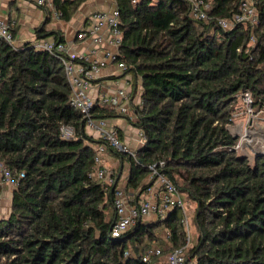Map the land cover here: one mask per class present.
I'll use <instances>...</instances> for the list:
<instances>
[{
  "label": "trees",
  "instance_id": "1",
  "mask_svg": "<svg viewBox=\"0 0 264 264\" xmlns=\"http://www.w3.org/2000/svg\"><path fill=\"white\" fill-rule=\"evenodd\" d=\"M86 1L51 3L68 22ZM113 1L122 32L118 61L141 86L128 123L143 142L134 158L108 150L128 164L127 187L142 194L154 182L143 183L149 166L163 163L159 173L195 205L196 239L185 264H264V155L250 162L227 129L240 92H250L254 109L264 107V0H253L257 26L229 29L218 21L239 13L242 0H203L207 22L192 19L185 0ZM40 8L45 21L34 29L36 40L65 42L59 31H46L50 12ZM70 94L54 53L0 40V164L15 184L9 216L0 220V264H154L158 257H142L163 245L165 233L167 253L183 246L181 214L173 209L112 236L118 181L113 176L106 188L91 178L99 140L87 135ZM120 116L110 107L93 112ZM63 127L73 137L63 138Z\"/></svg>",
  "mask_w": 264,
  "mask_h": 264
},
{
  "label": "built area",
  "instance_id": "2",
  "mask_svg": "<svg viewBox=\"0 0 264 264\" xmlns=\"http://www.w3.org/2000/svg\"><path fill=\"white\" fill-rule=\"evenodd\" d=\"M136 1L137 0H131L133 4H135ZM185 1L190 6L189 16L192 19L202 22L208 21L209 16L207 11L210 9L209 4L203 0ZM35 5L39 8H46L49 10L52 17L60 19L61 14L54 9L51 0H35ZM257 18V10L253 0H242L239 6V13L235 14L229 20H219L218 23L224 29H229L236 23L254 27L258 25ZM13 25L14 21L5 22L0 20V40L15 46L12 29ZM101 26H105L108 30L109 39L107 44L113 48V52L109 49H94L86 55L78 54L72 51L65 42L56 43L54 41H43V43L35 47L39 50L54 53L61 63L71 91L70 105L86 119V127L94 129L97 139L99 140V144L94 147L93 170L90 176L93 180L104 183L107 188L113 183L112 176L105 166L104 158L107 149L111 148L133 158L135 157L136 149H131L120 140L118 130L110 126L107 119L93 117V112L97 106L113 108L118 114L126 113L127 108L123 106V103L130 100L129 93L125 91L124 87L115 88L111 93H108L97 101L90 95L93 81L98 78L100 71L109 63H114L116 69L119 71L126 68L124 61H118L120 57L119 48L122 40V32L119 29V13L116 8L109 13L97 12L92 15V25L88 33L95 37V41L98 44L102 42V39L97 36V30ZM81 35L86 36V33H82ZM254 42L255 38L251 36L249 44H253ZM238 98L240 107H237L236 111L233 113V121L235 118L242 115L246 118V124H249V127L244 128L242 125L236 126L232 122V124L227 126V129L232 136H237L234 150L238 153L241 152L243 156L245 155V157H247V149L252 146L251 140L248 139L249 137L247 134L251 132L250 130L252 128L250 126L256 115L253 107V98L250 92H240ZM234 129H236L237 132H235ZM254 130L255 129H252V131ZM136 131L137 137L142 143L143 135L139 130ZM61 135L63 138H71L74 135V131L72 128L63 127L61 129ZM256 155H264V148L260 152H257ZM159 166H163V163L149 166L150 179H154V185L157 189L155 200L143 198L130 205L127 203L124 190L115 187L113 207L116 219L111 230L112 236H119L124 231L133 227L139 220H145L148 217L164 219L169 211L178 209L181 214L180 224L185 234L184 244L167 253L164 257L163 264H185V253L191 246L190 220L186 213L187 203L177 187L166 176L159 173ZM0 173L2 179L13 182L11 171L2 164H0ZM19 175L23 177L22 174ZM163 253L164 250L162 248L151 249L142 257V261L147 262L151 257L159 258Z\"/></svg>",
  "mask_w": 264,
  "mask_h": 264
},
{
  "label": "crops",
  "instance_id": "3",
  "mask_svg": "<svg viewBox=\"0 0 264 264\" xmlns=\"http://www.w3.org/2000/svg\"><path fill=\"white\" fill-rule=\"evenodd\" d=\"M87 4H90L89 7H87ZM114 8L115 2L113 0H88L80 5L68 22H64L61 19H55L52 15H50V21L45 26V29L46 31H59L62 34L65 43L72 51L78 54L86 55L94 49H109L113 52V48L107 44L109 34L105 26H101L97 30V36L102 39L100 44L96 43L95 37L90 35L88 30L92 25V15L94 13H109ZM0 20L5 22L14 21L12 29L15 33V46H21L27 42H31L34 46H36L43 43V41H53L51 37L41 40H36L35 38L34 29L43 24L45 21V14L41 8L35 5V0H0ZM82 33H86V36H82ZM120 77L121 72L116 69L115 64L109 63L100 71L98 78L93 81V86L90 90L91 97L97 101L108 93H111L115 88L124 87L125 91L129 93L131 98L132 85L130 80L127 77ZM137 94L139 95L137 98L138 100L133 99V103L138 104L141 95L140 85ZM128 102L123 103V106L127 108ZM107 120L110 126L119 130L122 142L128 147L131 149H137L141 145V141H139L137 137L136 128L131 125H127L125 121L119 117ZM92 135L95 136V134ZM108 150L109 148L107 149V153L104 158L105 166L107 170H110L112 167L110 174L112 177L116 175V180L118 181V185L116 187L124 190L127 203L131 205L143 198L155 200L157 196V189L154 182L148 188L149 190H146L147 192L145 191L142 194L134 192L132 188L127 187V179L130 172L128 164L121 163L118 159L111 156L108 153ZM112 170L115 173H113ZM149 182V176H147L143 180V183L147 184ZM14 190V183L9 180L2 179L0 173V220H4L9 216ZM184 198L185 202H187L188 199L186 197Z\"/></svg>",
  "mask_w": 264,
  "mask_h": 264
},
{
  "label": "rangeland",
  "instance_id": "4",
  "mask_svg": "<svg viewBox=\"0 0 264 264\" xmlns=\"http://www.w3.org/2000/svg\"><path fill=\"white\" fill-rule=\"evenodd\" d=\"M87 5H88L87 7H89L90 4H87ZM119 72H121L120 78H126L127 77L130 80V83L132 85L133 92L131 90V96L132 97L130 98V100L128 102L127 111H126V113H123L122 116L119 117L120 119H123L127 125H130L128 123V121H134V115H133L134 106H137L138 104H140V99H139L138 104L133 103V99L135 100L139 96L137 94V91L139 90L140 78L139 77L134 78L131 73L125 74L124 70L119 71ZM238 107H240V104H238ZM254 111H255L256 117L252 121L250 127L252 129H255V130L252 131V129H251L250 130L251 132L249 134H247V136L249 137L248 139L251 140V145H252L251 147H249V149H247V155H248L247 157H248L250 162L253 161L257 152H260L264 148V107L261 109L256 108V109H254ZM112 119H114V118H112ZM233 124H235L236 126L242 125V127H244V128L249 127V124H246V118L242 115L235 118V120L233 121ZM66 131L69 132L68 130H66ZM85 131H86L87 135H89L90 137H92L94 139H97L96 132L94 131V129L86 127ZM92 134H95V136H93ZM239 154H241V152ZM111 169H112V167L108 171L110 172ZM112 172L115 173L113 170H112ZM149 180H151L150 176H149ZM121 187H122V185H121ZM186 203H187L186 204V206H187V212L186 213H187V216L190 220V238H191L190 245H192L196 239V230H195L194 223H193V212H194L195 206L189 200ZM154 220H155V218H153V217H150V218L148 217L145 219V221H154ZM165 236H167V233H165L162 236L163 237L162 240L164 241L163 245H158L157 247L162 248L164 250L165 255H166V253H167L166 250H168V246L170 244H168V242H169L168 241L169 238H167L168 236L166 238H165ZM165 240H166V242H165ZM165 255L162 258H160V257L159 258H153V260H152L153 263L154 264H163Z\"/></svg>",
  "mask_w": 264,
  "mask_h": 264
},
{
  "label": "water",
  "instance_id": "5",
  "mask_svg": "<svg viewBox=\"0 0 264 264\" xmlns=\"http://www.w3.org/2000/svg\"><path fill=\"white\" fill-rule=\"evenodd\" d=\"M233 138H234V139H237V136H236V135H234V136H233ZM244 156H245V155H244Z\"/></svg>",
  "mask_w": 264,
  "mask_h": 264
},
{
  "label": "bare ground",
  "instance_id": "6",
  "mask_svg": "<svg viewBox=\"0 0 264 264\" xmlns=\"http://www.w3.org/2000/svg\"><path fill=\"white\" fill-rule=\"evenodd\" d=\"M234 131H235V132H237V130H236V129H234Z\"/></svg>",
  "mask_w": 264,
  "mask_h": 264
}]
</instances>
